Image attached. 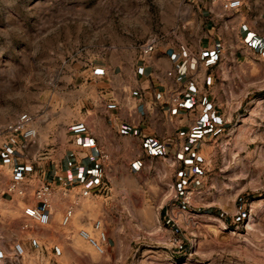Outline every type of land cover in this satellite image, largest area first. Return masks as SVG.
Instances as JSON below:
<instances>
[{
  "label": "crops",
  "instance_id": "obj_1",
  "mask_svg": "<svg viewBox=\"0 0 264 264\" xmlns=\"http://www.w3.org/2000/svg\"><path fill=\"white\" fill-rule=\"evenodd\" d=\"M223 1L200 0V23L187 37L156 38L147 55L139 49L111 57V64H91L89 85L97 99L83 104L66 128L58 156L49 154L40 167L28 169L15 150L25 147L11 141L1 147L0 264H65L69 234L60 220L75 201L71 234L95 217L106 223L120 217L133 219L130 224L144 235L153 226L141 212L163 198L173 209L167 224L150 234L170 250L150 259L174 263L190 235L200 232L191 220L195 208L204 223L222 210L211 184L264 193V0H240L239 9L227 12ZM223 170L222 181L210 176ZM13 183L22 195L7 192ZM41 184L51 188L48 207L33 197ZM84 190L88 197L80 196ZM179 201L186 202L182 208L173 204ZM26 207L48 212L49 224L27 219ZM250 207L257 211L246 241L196 238L203 264H264V204ZM15 243L24 248L22 258L15 256Z\"/></svg>",
  "mask_w": 264,
  "mask_h": 264
},
{
  "label": "rangeland",
  "instance_id": "obj_2",
  "mask_svg": "<svg viewBox=\"0 0 264 264\" xmlns=\"http://www.w3.org/2000/svg\"><path fill=\"white\" fill-rule=\"evenodd\" d=\"M199 3L200 0H0V149L10 141L16 147L22 145L20 137L2 131L27 113L33 118L37 138L25 148H16L17 154L28 169L40 167L49 154L58 156L66 128L79 117L83 104L97 99L89 85L93 81L91 64H111L108 60L115 55L138 53L152 38L187 37L200 23ZM233 160H229L228 169L234 166ZM219 173L213 171L210 176L222 181L225 170ZM228 177L236 179L229 171ZM211 189L221 198L222 210L204 223L196 217L202 214L201 209L195 208L192 213L196 216L191 220L200 232L190 235L192 242L186 244L183 255H176L173 264H203L196 238L201 242L205 238L219 243L246 241V222L257 211L250 205L256 201L264 204L260 202L264 193L258 188L246 192L237 188L235 193L233 185L221 182L218 188L211 184ZM164 203V198L157 203L149 201L148 209L141 212L142 219L153 226L144 235H139L135 223L130 224L133 219L118 217L106 223L102 217L93 218L89 223L101 219L106 227L110 249L104 256L71 234V226L63 230L69 234L70 248L65 264H153L150 257L170 250L169 244L154 242L150 234L167 224L166 214L173 206ZM185 203L173 204L182 208ZM215 208L219 207L215 205L212 210ZM226 216L228 221L222 230L216 218L224 220ZM82 227L75 225L76 230ZM110 237H114L115 246Z\"/></svg>",
  "mask_w": 264,
  "mask_h": 264
},
{
  "label": "built area",
  "instance_id": "obj_3",
  "mask_svg": "<svg viewBox=\"0 0 264 264\" xmlns=\"http://www.w3.org/2000/svg\"><path fill=\"white\" fill-rule=\"evenodd\" d=\"M240 6V0H225L221 4V7L225 12L239 9ZM155 44V38L149 39L142 47V54L147 55L151 53L155 47ZM177 101V97L172 99L173 103H176ZM2 132L4 134L10 135L11 137H20L23 147H26L27 145L33 143L37 138V131L33 127V118L27 113L19 115L16 121L7 124ZM7 192H17L19 195H22L23 190L18 189L17 183H13L9 186ZM50 194L51 188L47 184H41L39 188L34 192L33 197L39 203H42L45 207H48ZM89 195L90 192L88 190H84L80 194V196L84 198L88 197ZM76 205H78L77 201L74 202L73 206ZM73 206L67 208L64 211L60 220V226L64 229H68L72 224L75 214ZM23 214L27 219L35 222L41 227L47 226L50 222V216L48 212L34 207L24 208ZM76 235L79 239L84 241L96 254L104 256L108 252V236L104 224L101 220H94L90 223V225L78 229ZM14 253L17 258H22L25 255L24 248L20 243L14 244Z\"/></svg>",
  "mask_w": 264,
  "mask_h": 264
},
{
  "label": "bare ground",
  "instance_id": "obj_4",
  "mask_svg": "<svg viewBox=\"0 0 264 264\" xmlns=\"http://www.w3.org/2000/svg\"><path fill=\"white\" fill-rule=\"evenodd\" d=\"M179 220H183V218H181V217H179ZM252 221V217H249V219H248V221L246 222V228L249 230L250 229V227H251V222ZM220 228L222 229V230H224L225 229V226L223 225V224H220ZM158 233V231H156V232H154L153 233V235H156ZM169 264H173L172 262H169Z\"/></svg>",
  "mask_w": 264,
  "mask_h": 264
}]
</instances>
